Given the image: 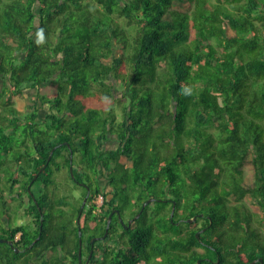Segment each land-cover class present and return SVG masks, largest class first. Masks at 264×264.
<instances>
[{
  "label": "trees",
  "instance_id": "16d2710c",
  "mask_svg": "<svg viewBox=\"0 0 264 264\" xmlns=\"http://www.w3.org/2000/svg\"><path fill=\"white\" fill-rule=\"evenodd\" d=\"M0 81V264H80L78 225L84 263L115 208L87 264H264V0H0Z\"/></svg>",
  "mask_w": 264,
  "mask_h": 264
},
{
  "label": "rangeland",
  "instance_id": "374dc122",
  "mask_svg": "<svg viewBox=\"0 0 264 264\" xmlns=\"http://www.w3.org/2000/svg\"><path fill=\"white\" fill-rule=\"evenodd\" d=\"M95 4L96 3L93 1L92 5H95ZM119 21L122 24V26H124L125 28H127L129 34H131V35L134 34L135 29H134V23L132 21H129V20L124 19V18H119ZM6 80H5V84L7 83ZM0 82H1L0 83V89H1L5 84L2 81H0ZM121 88H122V85H121V82L119 81L118 83H115V85L113 86V91L120 92ZM145 91H146V89L144 88L142 92L145 93ZM34 92H35L34 89H27V90L24 91V94H22V95H17L16 94V95H14L12 97L15 105L18 108H20V110L22 112H26V111H29L30 110V107H31V103H30V99L31 98L30 97H32V95H33ZM3 96L5 97V95H3ZM94 104L95 105H98L97 100H94ZM45 107L40 111L41 114H43L45 112V110H46ZM117 119H118V117H117ZM71 121L72 122H75V120H72V119H71ZM210 130H213V128H210ZM148 140H149V138H148ZM115 142H116V140L114 139V135H110L109 136V139L106 140V144L105 145L107 147H114V146H116V143ZM140 147L145 148L144 149V152H145V155L146 156L143 158V161H142L144 163V167L143 168H145V166L147 165V162H148L149 158L150 157H156L153 154H156L157 156H159V154L160 155H161V153L165 154V152L167 151L166 154L168 155L169 152L171 151V150L168 151V147L171 148L172 145L171 144L167 145L166 143L160 144V146L157 147V150H158L159 153L157 151H153V149H151L150 143H148V142L144 143L143 140L137 141L134 144V149L140 148ZM134 153H136V152H134ZM134 153H133V156L135 155L134 158L139 157L138 154H134ZM73 156H74V160H73L74 161V167L76 168L77 153H75V155H73ZM162 156H164V155H162ZM8 158H10V157H8ZM15 172H19V170L15 171ZM148 172L150 173V169H148ZM8 173H11V171H9ZM79 177L81 179H83V180L80 179L79 180V183L77 184V183H75L71 179V177H69V171L67 169H62L60 171H54L53 174H52L53 182L51 184V187L56 188V189H59L60 191L61 190H64V193H65V195L67 193V196H68L69 200H74V199H71L72 198L71 196L74 195L75 197H79V196L83 195L84 192H85V187L82 184H86L87 183L86 182L87 181L86 176L81 175ZM5 180H7V179H4V181ZM99 181H100L102 187H104L106 190H110V187L109 186H106V182L107 181L104 178H100ZM80 182L82 184H80ZM179 182H182V179L181 178L179 179ZM6 183H7V181H6ZM14 188H17L18 189V187H16V186ZM6 194H7L6 197L8 196L7 197V200H8V198L10 197L9 196L8 189H6ZM147 199H150V198H146L145 200H147ZM15 202L16 201H14V200L11 201L10 204H12V207H11L10 204L9 205H6L5 207H3V209L6 211V213L10 212V214H11V217H10L11 218L10 219L11 225H13V224H19V223L30 222L31 221L30 216L24 214V212L22 211V209H19L18 210V209H16L15 206H13V204H15ZM131 207H132V203H131L130 208ZM130 208L129 209L126 208V213H128V214L130 213V211H129ZM3 209L0 210V224H2L3 226H7L8 218H7V216L5 214H1L3 212ZM8 224H9V222H8ZM124 225H126V223ZM1 227L2 226H0V234H1ZM82 230H83L82 231L83 233H81V242H82L81 243V251L83 250V254H86V248L85 247L87 245L86 237L88 235V232L85 231L84 229H82ZM95 236H99V235H95ZM95 236H92V237H95ZM91 238H90V240H91ZM97 244L100 245L101 243L98 242ZM2 247H4V246L2 244H0V248H2ZM78 249H79V246H78ZM14 252L17 253L15 250H14ZM10 255H13V253L11 254V252H10ZM80 264H83V263L80 262Z\"/></svg>",
  "mask_w": 264,
  "mask_h": 264
},
{
  "label": "water",
  "instance_id": "95a60500",
  "mask_svg": "<svg viewBox=\"0 0 264 264\" xmlns=\"http://www.w3.org/2000/svg\"><path fill=\"white\" fill-rule=\"evenodd\" d=\"M51 152H52V150L50 151V154H49V156H48V158H47V161H48V159H49V157H50V155H51ZM71 152V154H70V166H69V170H70V174L73 176V167H72V164H71V159H72V151H70ZM45 167V164L39 169V171H41L43 168ZM37 174H38V172L34 175V178L37 176ZM28 189H29V187H28ZM89 195V191H87V193H86V196L83 198V201H82V203H81V210H82V208H83V206H84V204H85V201H86V198H87V196ZM151 199H153V198H150V199H147V200H145V201H143L142 202V204H141V207H140V209L138 210V212L133 216V217H131L130 219H128V221H127V225H124V227L126 228L130 223H131V221L133 220V219H135V218H137V217H139V215H140V213L142 212V210H143V208H144V206L151 200ZM173 209H174V205L172 206V210H171V212H170V217H171V219H172V214H173ZM117 212V214H118V216H120L119 215V210L117 209V208H115V209H113L109 214H108V218H107V222H106V228H105V230H104V233L101 235V236H95V237H92L91 238V240H90V251H89V253H88V256H87V258L85 259V261H84V263L83 264H87L88 263V261H89V259H90V257H91V255H92V246H93V243H94V241L96 240V239H103L104 237H105V235L107 234V231H108V226H109V224H110V220H111V217H112V213L113 212ZM41 214V216H42V213H40ZM120 218V217H119ZM196 218V216H193L192 218H188L187 219V221L188 222H191L192 220H194ZM79 219H80V212H79V214H78V216H77V222H79ZM120 221L121 222H123L124 223V221L122 220V219H120ZM41 224H42V218H41ZM40 229H41V226H40ZM199 233H200V230H198V231H196V236L198 237L199 236ZM39 235L40 234H38L37 235V237L27 246V247H31V245L38 239V237H39ZM78 235H79V241H78V246H79V249H78V259H79V261L81 262V228H80V225H78ZM0 242H7L8 244H10L11 246L13 245V241L11 240V239H8V238H4V237H0ZM15 251L17 252V251H19V249L17 248V247H15ZM260 262H262V258L261 257H258L257 258ZM257 259H253L251 262H249L248 264H251V263H253V262H255ZM200 262V259L198 258L197 259V261H196V264H198Z\"/></svg>",
  "mask_w": 264,
  "mask_h": 264
},
{
  "label": "built area",
  "instance_id": "2783aa9c",
  "mask_svg": "<svg viewBox=\"0 0 264 264\" xmlns=\"http://www.w3.org/2000/svg\"><path fill=\"white\" fill-rule=\"evenodd\" d=\"M102 200H103V196L101 194H98L97 199H95V203L97 207L100 206V204L102 203Z\"/></svg>",
  "mask_w": 264,
  "mask_h": 264
},
{
  "label": "clouds",
  "instance_id": "9594fccd",
  "mask_svg": "<svg viewBox=\"0 0 264 264\" xmlns=\"http://www.w3.org/2000/svg\"><path fill=\"white\" fill-rule=\"evenodd\" d=\"M38 36H39V41L38 42L43 40V32H42V30H41V32L38 33Z\"/></svg>",
  "mask_w": 264,
  "mask_h": 264
},
{
  "label": "flooded vegetation",
  "instance_id": "af4514ba",
  "mask_svg": "<svg viewBox=\"0 0 264 264\" xmlns=\"http://www.w3.org/2000/svg\"><path fill=\"white\" fill-rule=\"evenodd\" d=\"M99 183H100V181H99ZM100 185H101V183H100ZM88 191V190H87ZM90 193V192H89Z\"/></svg>",
  "mask_w": 264,
  "mask_h": 264
}]
</instances>
